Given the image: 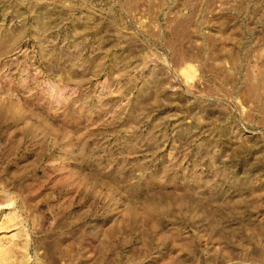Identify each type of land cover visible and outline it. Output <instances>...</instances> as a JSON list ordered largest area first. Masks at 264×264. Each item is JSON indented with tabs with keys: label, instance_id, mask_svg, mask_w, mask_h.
Here are the masks:
<instances>
[{
	"label": "rangeland",
	"instance_id": "rangeland-1",
	"mask_svg": "<svg viewBox=\"0 0 264 264\" xmlns=\"http://www.w3.org/2000/svg\"><path fill=\"white\" fill-rule=\"evenodd\" d=\"M0 264H264V0H0Z\"/></svg>",
	"mask_w": 264,
	"mask_h": 264
}]
</instances>
